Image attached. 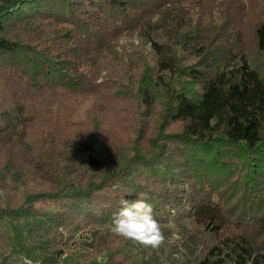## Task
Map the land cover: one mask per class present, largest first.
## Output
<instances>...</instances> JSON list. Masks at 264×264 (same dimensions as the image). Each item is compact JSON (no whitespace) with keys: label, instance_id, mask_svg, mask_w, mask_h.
<instances>
[{"label":"trees","instance_id":"trees-1","mask_svg":"<svg viewBox=\"0 0 264 264\" xmlns=\"http://www.w3.org/2000/svg\"><path fill=\"white\" fill-rule=\"evenodd\" d=\"M245 2L0 0V264L54 263L60 227L140 193L202 225L192 264H264V17L247 28Z\"/></svg>","mask_w":264,"mask_h":264},{"label":"rangeland","instance_id":"rangeland-1","mask_svg":"<svg viewBox=\"0 0 264 264\" xmlns=\"http://www.w3.org/2000/svg\"><path fill=\"white\" fill-rule=\"evenodd\" d=\"M245 5L249 8L246 19V27L253 26L260 18L264 17V0H246ZM251 28V27H249ZM139 46L144 49V55L149 63L153 65L154 56L151 44L147 43L138 35H124L118 41V51L129 60V56L134 52V47ZM253 49L252 43L249 44ZM254 51V58L258 64L262 63L261 56ZM125 102L123 103V105ZM100 105L103 104L100 102ZM91 102L83 103L75 113L73 122L77 127H82L88 121V111L91 108ZM126 104L120 113L127 107ZM86 121V122H85ZM168 221L159 220L163 230L165 241L156 249L144 247L132 240L117 237L115 242L108 247V250L99 246L100 232L112 228V222L105 224L85 225L76 228L73 224L67 228L60 227L58 232L61 234L63 249L54 263L49 264H105L110 256V250L113 247L121 254L126 255L128 264H163L167 257L172 255L179 264H192L194 260V249L196 248L193 240L203 232L200 223L189 217L182 219L174 218ZM195 237L191 240V236ZM32 264H46L40 261H33Z\"/></svg>","mask_w":264,"mask_h":264},{"label":"clouds","instance_id":"clouds-1","mask_svg":"<svg viewBox=\"0 0 264 264\" xmlns=\"http://www.w3.org/2000/svg\"><path fill=\"white\" fill-rule=\"evenodd\" d=\"M120 207L112 214L111 231L120 237L132 240L144 247L159 248L165 236L159 221L155 218L154 206L140 193L134 201L121 198ZM23 264H32L27 257H21Z\"/></svg>","mask_w":264,"mask_h":264}]
</instances>
